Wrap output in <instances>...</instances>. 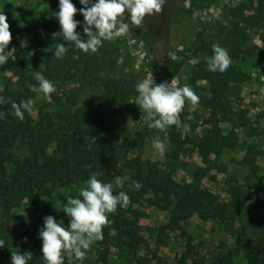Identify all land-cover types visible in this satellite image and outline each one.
<instances>
[{"label": "rangeland", "instance_id": "rangeland-1", "mask_svg": "<svg viewBox=\"0 0 264 264\" xmlns=\"http://www.w3.org/2000/svg\"><path fill=\"white\" fill-rule=\"evenodd\" d=\"M95 0H90L94 3ZM79 10L80 0H72ZM264 0H166L163 11L144 18L142 26L130 24L127 35L109 41L113 52L115 71L121 72L125 80L134 86L144 78L153 75L155 83L186 82L192 75L199 54L193 43L205 40L228 50L239 46L242 51L232 60L234 66L248 76L243 82L234 83L228 92L227 109L217 112L192 105L188 101L185 119L181 126L168 127L159 137L165 140L168 132L174 139H166V150L158 152L152 144L144 142L140 148L131 141L134 133L143 124L146 113L129 99L118 103L116 111L108 118L114 131L112 138L119 140L127 148L125 161L132 163L123 167V174L115 176L123 180V187L115 186L114 193L124 191L133 194L136 188L130 178L138 173L151 175L161 181L169 179L177 184L189 183L216 194L221 201L237 202L241 208L228 212L224 219L209 215L202 219L198 213L184 220L171 218L169 210L154 204L151 192H139L133 197L132 212H121V218L132 220L129 225L136 228L138 236L146 243L129 244L128 238L116 227L115 235L109 231L107 242L95 241L87 250L86 257L92 264H103L98 258L106 251L105 264H212L219 255H227L229 264H248L247 250H253L259 237L264 235ZM58 5L59 0H0V12L7 17L12 39L8 50L16 49L14 56L27 51L30 41L28 26L43 27L46 11ZM80 21L77 30L83 27V15L77 11ZM252 16V17H249ZM29 53L33 50L29 49ZM46 47L35 49L43 58ZM167 56L182 61L181 69L173 77L155 74V63ZM0 70L11 78L13 89H19L17 78L10 70V64L0 65ZM207 93L205 81L198 80ZM56 91L49 96L42 93L36 98L33 117L38 107L53 118L81 120L84 107L100 94L85 77V69L76 65L67 74L54 80ZM138 95V93H137ZM215 112L221 118L219 127L226 134L233 130L229 138L232 146L201 148L202 137L210 128L203 119ZM229 116L224 117V116ZM183 125L189 129L184 130ZM136 134V133H135ZM172 140V141H171ZM56 142L49 145L48 152L54 153ZM123 162V160H122ZM87 179L63 185L56 183L51 196L38 195L31 187H24L26 196L21 203L8 210H1L0 221L13 232L25 235L43 227L44 217L51 215L67 227L70 221L62 208L67 197L76 198L78 190L86 186ZM100 180V179H99ZM105 182V181H104ZM175 198L171 207L174 206ZM118 209V208H117ZM119 211L116 210L115 213ZM65 214V215H64ZM133 223V224H132ZM245 230V245L238 247V233ZM24 252L20 243L7 246L0 251V264H11V253ZM250 251V252H251ZM252 255V254H251ZM253 256V255H252ZM29 264V262H28ZM64 264H81L74 257H64Z\"/></svg>", "mask_w": 264, "mask_h": 264}, {"label": "trees", "instance_id": "trees-1", "mask_svg": "<svg viewBox=\"0 0 264 264\" xmlns=\"http://www.w3.org/2000/svg\"><path fill=\"white\" fill-rule=\"evenodd\" d=\"M57 9L58 5L55 4L46 11V24L42 28L26 27L31 34L27 51H22L15 60H8L12 74L17 78L19 89H13L11 78L0 70V85L4 89L0 96L8 101L0 103V114H3L0 116V215L1 210L8 211L21 203L26 196L24 190L26 186L36 190L38 195L49 197L56 183L69 185L80 179H87L91 173H96L98 179L108 183L115 176L123 174L124 166L132 165L129 160H124L128 149L123 148L119 140L112 138L114 131L108 124V118L119 110L118 103L136 98V88L129 80H125L121 72L115 71L116 61L113 52L108 48L109 41H103L96 53L88 54L78 49L75 44L64 41L62 36H53V33L60 31L55 16ZM261 11L264 12V3ZM76 17L77 14L74 19ZM77 32L82 39H86L83 27ZM57 43H63L68 48V52L61 59H57L53 54ZM212 45L205 40L198 44L193 43L199 54L198 60L192 69L191 77L178 86L190 85L199 97L198 104L202 107L225 112L231 85L243 82L248 76L233 63L226 72L209 71L206 58L213 55ZM39 46L46 47L43 58L35 52ZM29 49L33 51L29 53ZM240 51L242 49L239 46H232L227 50L231 61ZM182 64V61L163 56L155 63L154 73L163 77H173L181 69ZM76 65H81L85 69L88 82L93 88L100 90L99 96L84 107L81 113L82 116L88 114L93 121L87 117L67 121L66 118L60 117L55 119L51 114L43 113L41 106L38 107L36 117L26 110L23 120L13 114L12 102L19 104L33 98L34 104L36 103L37 94L29 88V85H38L36 73H42L45 78L54 82ZM198 80L205 81L207 93ZM187 109L186 100L180 120L185 119ZM224 117L230 118L226 115ZM220 121L221 118L215 112L204 117L203 122L210 124V128L202 137L201 148L232 146L229 138L233 135V130L224 134L219 127ZM171 127L177 128L175 125ZM160 132L149 128L143 121L131 141H135V147L140 148L144 142L152 144L153 138L159 136ZM167 134V139H174L173 133ZM52 142H56V148L54 153L50 154L48 148ZM130 181L139 182L142 187L136 189L133 194H127L131 202L126 208L118 206V213L109 214L108 218L112 223L103 228L104 242L109 239L110 229L116 227L127 236L129 244L146 243L143 237L138 236L136 228L129 225L132 220L120 216L121 212L133 211L131 209L133 197L139 192H151L155 196L154 204L161 209L169 210L171 218L176 221L187 219L194 213H198L202 219L209 215L224 219L226 213L237 212L238 207L241 208V204L237 202L221 201L216 194L207 189L189 183L177 184L169 179L158 181L151 175L139 174V169ZM174 198V206L171 207ZM244 234L245 230L242 228L238 233L237 243H241L238 247L245 245ZM0 239L6 242L5 246L0 247V251L12 244L20 243L24 251L32 253L29 264H46L41 252L42 240L38 230L21 235L0 221ZM250 251L247 250L248 264H264V235L259 237ZM98 259L103 264L107 263L106 251L100 254ZM81 264L92 262L86 257ZM212 264H229L227 255H219Z\"/></svg>", "mask_w": 264, "mask_h": 264}, {"label": "clouds", "instance_id": "clouds-1", "mask_svg": "<svg viewBox=\"0 0 264 264\" xmlns=\"http://www.w3.org/2000/svg\"><path fill=\"white\" fill-rule=\"evenodd\" d=\"M165 2L166 0H95L89 6L90 0H80L83 7L78 10L72 0H59V11L55 16L60 31L53 33V36H62L64 41L75 44L84 53L94 54L102 46L103 41H112L128 34L130 24L126 21L139 28L146 16L162 12ZM77 11L83 15V33L86 39H82L80 33L76 31L80 24V21L74 19ZM11 39L12 33L7 17L0 12V65L16 58L14 56L16 49L13 47L8 50ZM212 51L213 55L206 58L208 70L226 72L232 63L227 50L218 44H213ZM67 52L68 48L63 43H57L53 54L57 59H61ZM35 78L38 85H29V88L37 96L42 93L47 97L56 91L54 83L42 73H36ZM135 88L138 95L133 103L146 113L144 122L149 128L165 133L169 126H181L180 114L186 100L192 105L199 103V97L190 85L178 86L175 81L157 84L152 74L139 81ZM3 90V86L0 85V92ZM7 102L0 96V103ZM33 107V98L21 101L19 104L12 102L13 114L20 120L24 119V111L31 112ZM183 127L185 131L189 129L188 125ZM166 139L165 135L163 141L159 136L152 140V146L161 154L166 150ZM125 179L127 177H117L115 186L123 187ZM114 184L102 182L96 175H92L87 180L86 186L78 190V197L68 196L67 203L62 208L70 217L67 227L57 222L51 215L44 217L39 236L42 240L41 252L46 264H64L65 256L69 259L74 257L82 262L90 246L95 241L103 239V228L112 223L108 218L109 214L115 213L118 206L126 208L131 202L126 192L114 193ZM133 186L137 190L142 187L139 182H133ZM111 234H116L115 229L111 230ZM5 245L6 242L0 239V247ZM31 259L30 251L11 253V264H28Z\"/></svg>", "mask_w": 264, "mask_h": 264}]
</instances>
